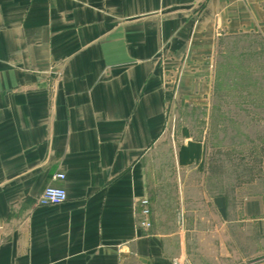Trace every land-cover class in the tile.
<instances>
[{
    "label": "crops",
    "instance_id": "crops-1",
    "mask_svg": "<svg viewBox=\"0 0 264 264\" xmlns=\"http://www.w3.org/2000/svg\"><path fill=\"white\" fill-rule=\"evenodd\" d=\"M263 18L264 0H0V264H226V245L261 241L264 197L187 187L203 143L168 145L172 193L151 155L218 37Z\"/></svg>",
    "mask_w": 264,
    "mask_h": 264
},
{
    "label": "rangeland",
    "instance_id": "rangeland-1",
    "mask_svg": "<svg viewBox=\"0 0 264 264\" xmlns=\"http://www.w3.org/2000/svg\"><path fill=\"white\" fill-rule=\"evenodd\" d=\"M216 46L199 99L177 93L169 110V135L151 155V176L159 179L161 193H172L174 186L165 181L173 177L167 147L183 137L198 141L206 149L203 166L183 175L191 179L187 187L235 204L264 197V18L261 25L218 37ZM212 223L222 222L215 216ZM230 245L236 248L226 245V264H264V236L258 241L247 235Z\"/></svg>",
    "mask_w": 264,
    "mask_h": 264
},
{
    "label": "built area",
    "instance_id": "built-area-1",
    "mask_svg": "<svg viewBox=\"0 0 264 264\" xmlns=\"http://www.w3.org/2000/svg\"><path fill=\"white\" fill-rule=\"evenodd\" d=\"M194 3H199L202 0H192ZM63 174L55 175V179H63ZM67 199L66 191L61 187H46L42 192V202L44 204H59ZM143 220L140 225L143 227H150V222L148 221V216L150 214L149 202L147 199L141 200Z\"/></svg>",
    "mask_w": 264,
    "mask_h": 264
}]
</instances>
